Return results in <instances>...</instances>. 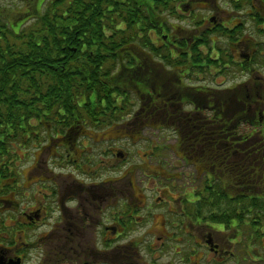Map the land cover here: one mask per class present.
Listing matches in <instances>:
<instances>
[{"label":"flooded vegetation","instance_id":"obj_1","mask_svg":"<svg viewBox=\"0 0 264 264\" xmlns=\"http://www.w3.org/2000/svg\"><path fill=\"white\" fill-rule=\"evenodd\" d=\"M200 2L207 23L192 41L173 37L169 31L162 37L176 54L185 53L188 58L192 53L182 52V44L191 41L188 50L195 47L213 65H207L203 59L201 63H206V67L190 60L183 64L155 61L146 70L152 85L149 103L161 101L153 104V118L163 115L166 119L159 125H169L166 128L172 130L169 139L163 137L165 141L168 139L164 158L173 160L171 167L175 172H167L159 161L151 163L149 158L154 157L151 152L142 155L141 167L137 163L128 167L132 161L130 153L118 147L123 145L119 144L122 138L110 136L126 126L102 129L90 126L84 133L88 141L95 144L91 135L100 134L101 141L96 143L103 147L97 153L90 145L95 149L89 152L95 157L92 163L82 162L88 152L86 148L73 152L75 161L72 159L71 163L79 176H68L69 185L61 188L54 176L36 164V173L39 171L41 177L35 184L48 185L45 188L52 197L41 196L39 190L31 191L27 200L23 197L22 203L31 204V208L13 220L16 231L8 247L0 245V264H26L27 252H36L37 264H155L163 259V264H264L263 247L253 249L258 239L253 238L251 224L246 220L263 223L264 215L261 212L251 215L248 198H244L242 206L235 205L237 195L250 198L259 192L255 199L260 201L262 212L264 208V0H227L229 12L223 11L217 0ZM184 8L190 5L181 4L180 9ZM154 66L177 82L173 85L153 82L152 73L159 70ZM204 69H213L214 74L209 72L212 81L221 78L224 83L216 87L212 82L190 83L183 79L188 75L198 77ZM221 117L233 124V130L244 129V133L237 139L228 134L227 142L216 148L218 156L206 154L213 161L204 165V147L194 142V138L202 135L209 142L212 133L227 132ZM148 129L160 128L153 123L130 125V132H136L137 136ZM187 136L191 138L189 142L185 140ZM105 145L114 148L107 150ZM66 153L71 159L72 154ZM228 155L232 156L229 160ZM119 162L123 164L121 167H117ZM149 166L154 169H147ZM143 168L148 173L137 176V171ZM153 176L158 186L141 200L136 196L140 189L138 182L142 177L154 179ZM159 177L164 180V187ZM218 182L225 187L231 209L250 214L233 212L227 220L208 221V213L219 212L218 206L211 207L206 201L209 189ZM45 199H52L57 207L47 212L43 206ZM65 199L67 209L63 207ZM11 205L10 198L0 200L2 209ZM50 216L54 219L50 220ZM30 223L47 225L49 230L44 237L27 242L23 236L25 229H31ZM131 228L141 235L137 246L147 243L150 261H143L132 245L135 234Z\"/></svg>","mask_w":264,"mask_h":264},{"label":"trees","instance_id":"obj_2","mask_svg":"<svg viewBox=\"0 0 264 264\" xmlns=\"http://www.w3.org/2000/svg\"><path fill=\"white\" fill-rule=\"evenodd\" d=\"M20 2L13 21L3 16L13 10L0 9V197L14 192L27 154L56 146L49 161L65 166L67 160L72 165L63 152L66 145L61 144L88 140L84 133L90 126L120 125L133 102L140 105L135 120L152 124L153 104L161 103H149L152 85L146 70L153 62L183 64L190 60L195 64L203 59L213 65L195 47L182 51H191L188 58L163 41L169 21L181 20L175 5H190V0ZM222 119L227 132L212 133L209 142L202 135L194 138L204 147V165L213 161L206 154L218 156L216 148L227 142L228 134L238 138L233 124ZM92 159L88 151L82 162L92 163ZM221 183L209 189L206 201L211 207L218 206L219 212L208 213V221L227 220L233 212L250 214L231 209ZM244 198L237 195L235 205L242 206ZM246 201L252 216L260 212V201L253 196Z\"/></svg>","mask_w":264,"mask_h":264},{"label":"rangeland","instance_id":"obj_3","mask_svg":"<svg viewBox=\"0 0 264 264\" xmlns=\"http://www.w3.org/2000/svg\"><path fill=\"white\" fill-rule=\"evenodd\" d=\"M40 1L42 2V0H35V5H37L38 2ZM217 2L223 11L225 12L230 11V7L226 3L227 0H217ZM20 6H21L20 0H0V9L13 10L11 14L7 13L8 15L6 14L3 15L5 17L9 16L10 17V18L8 17L9 21H13L15 19V15L16 13H18V9L20 8ZM175 7L179 9L177 15H179V18L180 19L182 18V20L171 19L168 24L169 33L170 35H173V37L182 36L183 41H187L189 39H191L192 41L193 38L198 34L197 31L199 29L201 30L207 23L206 12L202 10L203 6L201 5L200 0L199 1L190 0V8H184V10L180 9L178 5H175ZM211 17H212V13H211ZM191 41L188 43L184 42L182 44V47L184 48V50L189 49V45ZM203 52L205 53V49L203 50ZM200 64H201L200 66L206 67V63H200ZM154 68L159 69L158 71H154L152 73L153 82H155L156 84L160 83V81H166V83L169 82L172 85L175 84V82H177L176 78H174L173 76L169 74H166L161 68L157 66H154ZM212 71L213 69L211 70L204 69L203 73L199 74L198 77L188 75V76L183 77V79L185 81L188 80L190 83L212 82L213 85L218 87L219 84L224 83V80L221 78H218L217 82L212 81L211 75L209 73ZM212 73L214 74V71ZM168 79H171V81H168ZM132 104H133L132 108L129 109V115H126V117L121 121V124H123L122 127L124 126L126 127L124 129H121L118 132L110 133V136L113 135V136H116L117 138H122V142L119 144H123V145H119V147L121 146V148H123L124 151L130 153V159L132 161L130 162V164H128V167L135 163H137L138 166L141 167L142 166V163H141L142 155L144 153L151 152L154 155V157L149 158V161L151 163H156L159 161L160 164L164 165V168L167 172H175L174 169L171 167V162L173 160H170V158L169 160L164 158L166 156L164 147L166 146V142L168 141L169 136H171L170 132L172 130L170 128H166V127H170L169 125H166L164 127V126H160L159 124H163V121L166 118L163 115H161V118L159 117L152 118L151 123H153L156 128H160V129L158 131L148 129V130L143 131L141 135L137 136L136 132H130V125L133 126V125L141 124V123H138V121L134 122L133 121L134 117L132 118L134 112L139 108L140 105L139 104L137 105V103L135 102H133ZM141 125H144V123H142ZM165 136L168 137L167 141H165V139L163 138ZM125 137H127L128 140L124 139ZM91 139L93 142H95V144L91 143L88 140H84V143L86 145L94 146L96 148L97 153H99L103 145L97 144L96 142L101 141V135L100 134L92 135ZM104 147L107 150H109L110 148H114V147L109 148L108 145H105ZM90 149L91 148L89 147L88 150L90 151ZM44 153H48V151H44ZM29 155H30L29 163L23 168L21 172L23 174L22 178L23 179L25 178V180L27 181L22 180V182H19V185L21 186L20 189H18L17 193L12 194L10 198L12 200L11 207H6L4 209L0 208V245H3L4 247H8L10 241L13 239L14 232L16 231L14 230L13 220L16 218H19L20 213L22 211H25L26 209L31 208V204L27 205L26 203L25 204L22 203L23 197H25L26 198L25 200H27V198L30 197L31 191H38V190L41 193L40 194L41 196L52 197L51 194L48 192V190L45 188V186L47 187L48 185L39 186L40 183L35 184L36 182H38V179L41 177V173L39 171H37L36 173L35 172L36 167L35 165H33L34 159L35 158L38 159L39 154H37V152L35 151V152H30ZM122 165L123 164L120 162L117 163V167L118 166L121 167ZM158 167H160L161 169L163 168L162 166H158ZM60 168L62 167L59 164L57 165L53 164L52 165L53 173H51V175L54 176V180L57 181L56 182L57 185L59 186V184H61V188H62L63 186L69 185L71 183V180H69L70 177H68L67 174L58 172ZM150 168L152 170L154 169L152 166L147 167V169H150ZM143 173L145 174L148 173L145 168L137 171V176H141ZM153 177L154 179L153 178L145 179L144 177H142L141 180L138 182L140 189L137 191L136 196L140 197L141 200L143 199V197H146V196L149 197L148 193L152 189H154V187L158 186V182L156 181L155 176ZM159 182L162 185V187H164L165 183L161 177H159ZM111 185L112 184L110 183L109 186ZM128 192L130 191L128 190ZM15 194H18V195L14 196ZM119 194H123V193H121V191L119 190ZM45 200L43 202V206L47 212H51L52 210L55 209V207H57L56 205L57 203L55 204L52 199H45ZM67 200L68 199H65L63 201V207H64V203ZM64 209H67V208L64 207ZM123 211L124 213L127 212L126 202H124L123 204ZM48 218L50 220L54 219L53 216H50ZM155 222L157 221L155 220ZM28 226L32 230L25 229L24 236H23V240H27V242H29L28 239H31V238L33 239V241H35V239L39 237H44V234L49 230L48 226L44 224L39 225L35 223L34 225L30 223L28 224ZM35 226H36V229H34ZM11 229H13L14 231L12 232ZM131 229L135 234V240L132 242V245L136 247V251H138L139 256L141 257L143 261L145 262L150 261L151 258L148 255L147 243L137 246V242L138 240L141 239V235H139V231H137L136 229L134 228H131ZM258 230L256 234L254 233V230L251 231L253 238L255 237L258 239L257 245L253 247L254 250H260L262 247L264 248V221ZM84 241H87V238L84 239ZM36 257H37L36 252H33V253L27 252V255H24V260H26V264H37ZM253 258L255 257L253 256ZM263 259H264V252H263ZM157 263L163 264L165 263V260L163 259L160 262L158 260L155 261V264ZM254 264H259V263H254Z\"/></svg>","mask_w":264,"mask_h":264}]
</instances>
